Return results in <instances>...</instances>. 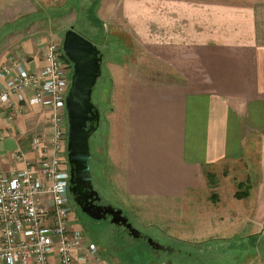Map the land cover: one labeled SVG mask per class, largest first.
I'll use <instances>...</instances> for the list:
<instances>
[{"label":"crops","instance_id":"1","mask_svg":"<svg viewBox=\"0 0 264 264\" xmlns=\"http://www.w3.org/2000/svg\"><path fill=\"white\" fill-rule=\"evenodd\" d=\"M26 2L12 0L11 8L0 9V15L5 11L17 14L16 22L26 16ZM116 5L108 3L106 9ZM246 11L241 17L245 25H233L228 37L213 33L219 28H204L193 38L192 21L187 19V41H156V58L172 76L160 72V80L148 82L128 73L127 86L113 92L109 132L120 135V141L109 142V154L115 153L109 164L118 187L128 197L155 209L160 236L167 227L169 237L185 244V251L216 256L224 254L222 244L227 241L231 246L233 240L248 239V254H254L248 264H264V243L260 253L256 245H250L258 234L257 223L264 222V4ZM163 15L172 19L175 14L166 10ZM201 23L205 26L204 18ZM29 26H9L12 37L8 41L27 55V65L34 71L46 64L45 44L39 45L46 39L25 35ZM5 28L1 26L0 33ZM5 57L4 52L0 54V66ZM2 84L0 80V88ZM12 100L19 107L13 121L6 116L8 105L0 103V171L8 174L24 168L26 160H35L37 154L31 147L35 135L54 131L49 107L30 106L15 95ZM250 148L259 161V180L251 174ZM212 175L217 178L215 184L210 183ZM245 181L248 190L238 198L240 183ZM202 191H208L205 198ZM97 246L104 264H147L106 256L103 245ZM171 251H177L176 247ZM152 254L155 257L149 258V264H175Z\"/></svg>","mask_w":264,"mask_h":264},{"label":"rangeland","instance_id":"2","mask_svg":"<svg viewBox=\"0 0 264 264\" xmlns=\"http://www.w3.org/2000/svg\"><path fill=\"white\" fill-rule=\"evenodd\" d=\"M27 2L28 12L37 13L41 11L45 13L31 21L28 27L29 31L25 34L27 36L36 34L45 37L46 40L44 42L41 41L39 45H48L52 41L57 44L62 43L65 32L71 26H74L77 32L95 43L104 55L102 75L98 79L93 92V102L102 111L100 128L90 142L93 157L91 160L93 183L95 189L108 204L124 210V214L129 217V221L133 226L142 232V237L135 239L125 234L121 236L119 233L117 234V228L109 222L103 220L97 223L81 213L79 214L80 223L74 211H72L71 218L74 227L82 230L87 239L103 245L106 256H119L126 263H128L130 258H134L149 264V258L155 257L152 253H158L162 259H172L175 264H230L233 261L236 263L240 262L239 264H248L250 262L248 239L233 240L231 241V246L227 245L229 243L227 241L224 245L222 244V246L226 247L224 254L216 256L201 254L196 250L185 251V244L180 243L174 237H169L170 235L166 231L168 230L167 227L164 230L166 233L159 235L160 231L158 224H156L157 213L155 209L151 205L128 197L118 187L116 174L110 168L109 160L112 159L115 153L111 151L109 154V142L113 140L120 141V135H116L115 132H109L111 121L109 116L111 108L113 109L112 94L114 91L117 93L118 89L121 91L122 88L127 86L128 73L139 74L145 77L148 82H156L161 79L158 73H166L168 71L156 58L155 51L158 48L155 46L156 41L164 40L168 43L187 41L188 34L184 30L185 27L189 26L188 22L187 24L185 23L187 19V21H192L190 26L193 27V38H197L204 28H219L220 30L213 31V33L228 37L233 32V25H245L246 22L241 18L244 9L248 13L250 8H260L263 6L264 0H167L166 2L161 0H101L100 2L98 0L96 2L95 0H27ZM113 2L117 4L114 7L115 9L112 7L108 11L106 9L107 4L109 3L110 6ZM11 4L12 0H0V9L11 8ZM93 4V12L101 20L98 24L94 22V18L91 19L90 17L92 13L90 7ZM104 5L105 8L102 9L101 7ZM22 6L23 4L19 5V8ZM98 6L99 9L97 8ZM166 10H170L171 14L174 12L175 15L172 16V19L163 15ZM28 12H26V16L29 14ZM3 13V15H0V27L4 24L6 27L0 33V54L4 52L6 55L3 62L7 63L18 55L25 56L26 58L23 57V59L27 60V55L22 54L23 51L19 50L18 47H15V49V45L10 43L11 40L10 42L8 41L12 37L8 25H12L19 16H16L17 14L13 16L11 15L12 12L9 11ZM140 13H145L146 15H141ZM159 13L161 15L158 16L161 20L156 18V14ZM245 17L248 18V16ZM202 18L206 21L205 26L201 23ZM170 21L171 25H169ZM179 23L182 24L179 25ZM99 24H101L100 28L97 27ZM167 28L172 30H165ZM40 29L42 31L36 33ZM115 36L118 38H115ZM9 52L10 54H8ZM12 52L14 53L12 54ZM166 75H171V73L168 71ZM247 154L253 168L251 174L252 176L256 175L257 179L255 178V180H259L261 174L259 172L260 168H258L257 154L251 148ZM255 169H257V172ZM121 181H123L122 177ZM248 183V181L240 183L238 190L246 192ZM200 194L202 198H205L208 191H202ZM212 194H215V192ZM82 223L83 225H81ZM120 229L124 231L123 228ZM257 231V244L258 246L260 245L257 248L259 250L264 243L261 240V235L263 234L262 236H264V222L259 221L257 223ZM245 234L243 233L241 236L245 237ZM115 235H119L117 241L114 240ZM149 237H152L163 246L170 247V249L161 251L153 249L147 241ZM175 247L177 251H171ZM232 248L239 250L231 251ZM258 253L260 252L258 251Z\"/></svg>","mask_w":264,"mask_h":264},{"label":"built area","instance_id":"3","mask_svg":"<svg viewBox=\"0 0 264 264\" xmlns=\"http://www.w3.org/2000/svg\"><path fill=\"white\" fill-rule=\"evenodd\" d=\"M44 51L40 69L30 70L23 58L0 66V103L8 105L7 119L19 113L15 95L30 106L49 107L54 128L52 135L32 138L35 160L9 174L0 171V264H104L97 244L71 218L66 97L72 64L62 43L52 41Z\"/></svg>","mask_w":264,"mask_h":264},{"label":"water","instance_id":"4","mask_svg":"<svg viewBox=\"0 0 264 264\" xmlns=\"http://www.w3.org/2000/svg\"><path fill=\"white\" fill-rule=\"evenodd\" d=\"M62 48L73 69L66 97L70 192L75 195L76 204L92 219L101 220L111 216L112 223L125 226L133 237L141 238L142 232L133 226L122 208L94 202L99 201L101 196L94 188L90 142L100 128L101 111L93 102V92L102 75L103 53L95 43L77 32L74 26L65 32ZM147 241L153 249L166 248L152 237Z\"/></svg>","mask_w":264,"mask_h":264},{"label":"trees","instance_id":"5","mask_svg":"<svg viewBox=\"0 0 264 264\" xmlns=\"http://www.w3.org/2000/svg\"><path fill=\"white\" fill-rule=\"evenodd\" d=\"M99 2H100V0H98ZM95 2H96V0H95ZM95 2H94V4H95ZM94 4H93V6L92 7H90V10H92V13L90 14V17H91V19L92 18H94L95 20H94V22H96V24H98L99 22H101V20L96 16V14L93 12V7H94ZM99 5V4H98ZM45 13H43V12H37V13H35V14H31V15H27L26 17H21V18H19L16 22H13L12 23V25L11 24H9L8 26H14V25H16L17 27L18 26H22V25H25V24H30L31 23V21H33V20H35V19H37V18H39V15H44ZM99 26H101V24H99L97 27H99ZM100 28V27H99ZM115 38H118V37H116L115 36ZM92 39V38H91ZM120 40V39H119ZM116 42H118V41H116ZM97 106V105H96ZM98 108H99V106H97ZM100 109V108H99ZM100 111H101V109H100ZM101 121H102V111H101ZM97 133V132H96ZM96 133L94 134V135H96ZM209 178H210V183H213V184H215L216 183V181H217V178H216V176L215 175H212V176H209ZM244 194H245V192L244 191H238V193H237V196H238V198H243L244 197ZM257 240H258V237L256 236L255 237V239L254 240H251L250 241V245H256V246H258V244H257ZM260 246V245H259ZM258 246V247H259ZM261 248V247H260ZM257 251H259L258 249H257ZM258 253V252H257ZM256 253V254H257ZM262 253V252H261ZM249 258H254V254L252 253L251 255H250V257Z\"/></svg>","mask_w":264,"mask_h":264},{"label":"flooded vegetation","instance_id":"6","mask_svg":"<svg viewBox=\"0 0 264 264\" xmlns=\"http://www.w3.org/2000/svg\"><path fill=\"white\" fill-rule=\"evenodd\" d=\"M93 40V39H92ZM94 41V40H93ZM102 52V51H101ZM104 56V55H103ZM93 158V157H92ZM70 188H71V184L69 183V194H70V205H71V207H72V209H73V211H74V213H75V216H76V218L79 220V222L81 221L80 220V213L81 214H83V215H86L87 217H89L86 213H84L83 211H82V208L79 206V205H77L76 204V202H75V195H73L71 192H70ZM95 188V187H94ZM100 194V193H99ZM100 196H101V194H100ZM97 205H103V206H106V205H109L103 198H102V196H101V199L99 200V201H94ZM117 208V207H116ZM91 218V217H90ZM92 219V218H91ZM111 219H112V217L111 216H108L107 217V219H101V220H96V219H93V220H95L97 223H99V222H102L103 220H105V221H107V222H109L111 225H114L116 228H117V234L119 233L121 236H124V234L125 235H129V236H132V234H131V232L125 227V226H123V225H118V224H114V223H112L111 222ZM81 223V222H80ZM81 225H83V223L81 224ZM120 228H123L124 229V231H122V229H120ZM115 231V232H116ZM133 237V236H132ZM118 238H119V235H115V237H114V240H118ZM135 238V237H134ZM136 239V238H135ZM140 239V238H139ZM165 249H168L167 247L165 248ZM164 250V249H163Z\"/></svg>","mask_w":264,"mask_h":264}]
</instances>
